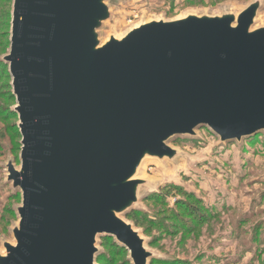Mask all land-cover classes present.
I'll return each instance as SVG.
<instances>
[{
    "label": "water",
    "instance_id": "95a60500",
    "mask_svg": "<svg viewBox=\"0 0 264 264\" xmlns=\"http://www.w3.org/2000/svg\"><path fill=\"white\" fill-rule=\"evenodd\" d=\"M263 5L105 37L112 0H13L0 61L22 140L20 166L4 169L21 203L0 264H97L101 237L151 264L156 252L127 219L160 192L141 196L145 161H175L170 141L200 127L221 143L264 133Z\"/></svg>",
    "mask_w": 264,
    "mask_h": 264
},
{
    "label": "rangeland",
    "instance_id": "374dc122",
    "mask_svg": "<svg viewBox=\"0 0 264 264\" xmlns=\"http://www.w3.org/2000/svg\"><path fill=\"white\" fill-rule=\"evenodd\" d=\"M251 1L112 0L115 18L104 35L122 37L134 26L152 19L236 13ZM12 4L13 0H0V56L10 46ZM262 25L264 5L256 22V26ZM4 72L0 65L1 252L2 241L13 240L10 229L18 222L14 209L21 203V195L5 179L4 167L9 158L20 166L22 136L13 110L16 98L9 92L11 78ZM170 143L182 152L175 161L149 159L140 172L152 181L143 187L142 197L158 188L162 193L143 200L149 210L144 218L127 216L142 231L148 249L156 252L151 264H264V133L246 137L240 143H221L212 131L200 127L197 136L176 137ZM170 185L184 188L202 201L198 203L200 207L190 206L196 218L180 210L178 203L188 199ZM99 241L104 253L97 264H130L126 261L127 250L114 240L101 237Z\"/></svg>",
    "mask_w": 264,
    "mask_h": 264
},
{
    "label": "trees",
    "instance_id": "16d2710c",
    "mask_svg": "<svg viewBox=\"0 0 264 264\" xmlns=\"http://www.w3.org/2000/svg\"><path fill=\"white\" fill-rule=\"evenodd\" d=\"M11 17V16H10ZM0 65H2V66H4V70H5V72L4 73H6V75L8 76V78L10 79V75H9V71H8V66H7V64H5L4 62H2V61H0ZM9 88H10V97H12L13 98V95H12V91H11V86H10V83H9ZM11 114H13V113H11ZM15 115V114H14ZM172 188H175L176 190L178 189V190H180V192L182 191L183 192V195L188 199L187 201H183L184 202V204H182V202H179L178 203V206H179V208H180V210H183L185 213H187V214H189L190 216H193L194 214L191 212V209H190V206H193V207H200V205L198 204V203H201L202 201L200 200V199H198L197 197H196V195H194L193 193H191V192H187L186 190H184V188H179V186H176V185H170ZM162 192L160 191L159 193H155V194H153V195H151V196H149L148 198L149 199H153V198H157V197H159V195L161 194ZM14 196H15V198L18 196V195H16V194H14ZM194 201L195 202H197V203H194ZM190 202V204L189 205H187L188 203ZM192 203V204H191ZM203 209V206H201V210ZM10 210H12V209H10ZM13 211V210H12ZM143 213V214H142ZM146 212H143V211H137V210H133L128 216L129 217H131V218H133V219H140L141 217H143L144 216V214H145ZM194 217H195V215H194ZM144 218V217H143ZM196 218V217H195ZM142 219V218H141ZM107 239H111V241L113 242V239L111 238V237H107V238H105V240H107ZM114 243V242H113ZM117 244V243H116ZM118 245V244H117ZM119 246V245H118ZM120 248H122V249H124V250H126L125 248H123V247H121L120 246ZM101 258V257H100ZM127 261V263H130L128 260H126Z\"/></svg>",
    "mask_w": 264,
    "mask_h": 264
}]
</instances>
